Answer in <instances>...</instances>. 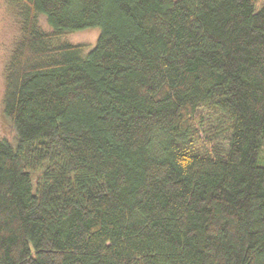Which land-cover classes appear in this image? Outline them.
<instances>
[{
  "label": "trees",
  "instance_id": "trees-1",
  "mask_svg": "<svg viewBox=\"0 0 264 264\" xmlns=\"http://www.w3.org/2000/svg\"><path fill=\"white\" fill-rule=\"evenodd\" d=\"M10 1L0 264H264V4Z\"/></svg>",
  "mask_w": 264,
  "mask_h": 264
},
{
  "label": "rangeland",
  "instance_id": "rangeland-1",
  "mask_svg": "<svg viewBox=\"0 0 264 264\" xmlns=\"http://www.w3.org/2000/svg\"><path fill=\"white\" fill-rule=\"evenodd\" d=\"M263 4L264 0H258L256 9L258 10ZM37 28L43 33L52 31L43 15H39L37 18ZM21 31V11L19 6L13 4L10 0H0V139L5 138L9 141H13L14 138L12 130L3 115L4 77L11 52L20 38ZM98 36V28H88L57 37L51 41V46L56 48L66 45H84L86 47L85 53H87L94 48ZM261 149L264 155V145H262ZM257 163L264 166V157L259 155Z\"/></svg>",
  "mask_w": 264,
  "mask_h": 264
}]
</instances>
